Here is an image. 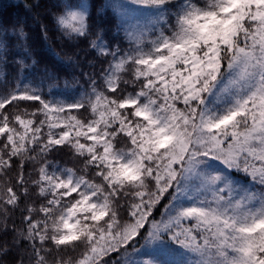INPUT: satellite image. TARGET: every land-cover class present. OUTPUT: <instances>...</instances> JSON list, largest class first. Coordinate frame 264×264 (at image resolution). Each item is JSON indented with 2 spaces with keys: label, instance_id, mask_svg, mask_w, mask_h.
I'll return each instance as SVG.
<instances>
[{
  "label": "snow or ice",
  "instance_id": "snow-or-ice-1",
  "mask_svg": "<svg viewBox=\"0 0 264 264\" xmlns=\"http://www.w3.org/2000/svg\"><path fill=\"white\" fill-rule=\"evenodd\" d=\"M25 8L43 9L33 20L45 40L54 32L77 47L69 63L85 50L102 67L82 73L83 91L67 96L66 85L45 99L25 82L36 63L26 26L0 29V69L19 49L20 72L10 86L0 70V233H11L0 258L16 249L12 264H264V0ZM113 21L127 47L105 39ZM62 149L78 167L47 158ZM30 195L21 226L9 227Z\"/></svg>",
  "mask_w": 264,
  "mask_h": 264
},
{
  "label": "trees",
  "instance_id": "trees-1",
  "mask_svg": "<svg viewBox=\"0 0 264 264\" xmlns=\"http://www.w3.org/2000/svg\"><path fill=\"white\" fill-rule=\"evenodd\" d=\"M35 2L36 0H0V29H10L12 26L24 24L26 26V31H28L30 36V43L32 44L35 53L36 63L31 69L25 71L24 75L27 77L25 82H31L33 87L39 88L45 99L50 98V93L65 92L66 85L67 96H72L75 94L73 89L76 93L83 91L88 86V80L86 76L82 75V73H92L93 71H96L98 74L102 64L97 61L95 69L89 67L88 61L94 59V53L86 52L85 50L79 51V56L74 57V63H69L66 54L77 51V47L70 46L67 44V42L58 39L54 32L49 33V39L45 40L43 38L37 24L33 20V17L37 12L43 13V9L32 8L31 11H29L25 8L26 3L34 4ZM96 2L99 3L101 0H96ZM113 2H119V0H113ZM40 3H45V0H40ZM43 22L51 26L50 19L45 18ZM114 23L115 22L113 21L106 25L109 31L107 32L105 39L109 40L113 45L120 43L121 47H127V42L121 39L122 34L121 36L116 35ZM8 39L10 45L15 43L13 37H9ZM78 47L79 49H86L87 46L86 44H80ZM17 51H19V49H13L12 52H10L8 63L3 66L2 69H0L7 73L6 79L10 82V86L14 83L15 78L20 74L19 65L13 62L15 52ZM53 52L59 55V60L53 55ZM84 57L87 58L83 60ZM45 67L49 73H52L57 77L56 80H50L46 77L44 72ZM53 84H55L56 87L50 88V85ZM3 87L4 86L0 84V90H2ZM128 90L131 91V87H129ZM37 106L38 104L36 102H20L19 109L28 108L31 110L33 107ZM9 111H12V109H9ZM47 158L49 160L59 162L60 166H79L78 162L73 160L70 152L67 149L53 152L49 154ZM35 167H37V165H34L31 162L25 165L23 171L26 179L36 178V174L33 171ZM30 172L32 175L29 178ZM18 173L19 160H14L13 168L8 172L10 182L14 187L16 184L15 178ZM2 179L3 177H0V180ZM15 190L19 194V188L17 187ZM30 191L34 193L35 190L30 189ZM35 199L36 198L34 195H30L28 198L21 196L20 208L16 209L13 215L10 216L8 221L9 227H11L13 223H15L17 227L21 226L20 221L22 213L20 209L24 208L26 203ZM38 203L39 201L37 200V204ZM10 237V232L7 234V236H5L3 233H0V242H2L4 239H10ZM17 255V250L13 249L8 253L7 256H4L0 259L6 261L7 264H12V262L17 258ZM25 260L27 261V256H25Z\"/></svg>",
  "mask_w": 264,
  "mask_h": 264
},
{
  "label": "rangeland",
  "instance_id": "rangeland-1",
  "mask_svg": "<svg viewBox=\"0 0 264 264\" xmlns=\"http://www.w3.org/2000/svg\"><path fill=\"white\" fill-rule=\"evenodd\" d=\"M85 58H87V57H84V59H83V60H85Z\"/></svg>",
  "mask_w": 264,
  "mask_h": 264
}]
</instances>
